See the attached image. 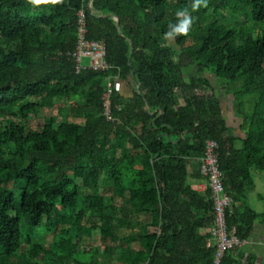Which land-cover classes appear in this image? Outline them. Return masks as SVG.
I'll list each match as a JSON object with an SVG mask.
<instances>
[{"label":"trees","instance_id":"1","mask_svg":"<svg viewBox=\"0 0 264 264\" xmlns=\"http://www.w3.org/2000/svg\"><path fill=\"white\" fill-rule=\"evenodd\" d=\"M193 3L0 0V264H214L212 189L194 186L209 140L228 228L248 242L264 224L248 205L264 173V0ZM184 9L189 34L165 39ZM82 18L106 70L73 57ZM244 247L221 264H255Z\"/></svg>","mask_w":264,"mask_h":264},{"label":"built area","instance_id":"2","mask_svg":"<svg viewBox=\"0 0 264 264\" xmlns=\"http://www.w3.org/2000/svg\"><path fill=\"white\" fill-rule=\"evenodd\" d=\"M83 18L81 20L82 27L79 29V43L73 57L83 66V59L89 60V68L95 71H102L109 68L106 62V48L103 44L87 41L85 38V29L83 27ZM109 95L105 96L107 100L106 107L109 109ZM109 113V112H108ZM219 144L214 140L206 143L205 156L202 160V174L208 177L209 186L212 189V199L214 201L215 223L212 228V234L217 242V252L214 264H221L225 252L235 248L243 247L246 242L239 239L235 235V229L232 231L228 228L226 222V211L232 205L231 197L226 193L222 181V172L218 160Z\"/></svg>","mask_w":264,"mask_h":264},{"label":"rangeland","instance_id":"3","mask_svg":"<svg viewBox=\"0 0 264 264\" xmlns=\"http://www.w3.org/2000/svg\"><path fill=\"white\" fill-rule=\"evenodd\" d=\"M229 18H231V17H229ZM231 22H232V20H229V23H231ZM233 23H234V20H233ZM245 27L246 28L247 27L249 28V27H251V24L248 23V24H246ZM260 31H261V27H260ZM89 63L90 62H89L88 59H83V64L84 65H89ZM195 72H197V71L194 68H191L188 71H186V75H187L186 79L188 80V78H190L191 76L194 77V76L198 75V73H195ZM210 75H212V74H210ZM213 76L210 77L211 80H213L212 79ZM216 81L218 82V80H216ZM220 98H221V100L223 102L226 116L230 120V123L234 126L235 124L232 121V118H234L233 110H232V108H231V106H230V104L228 102V98H227L226 93H221V91H220ZM250 98L251 97H245L244 98V102H246V101L248 102ZM245 112L246 113L247 112H249V113L251 112V109L249 107V104H246V110H245ZM52 113H53L52 110H47L45 112V115H49L50 116ZM43 123H44L43 118L40 119V120H32V121H30V127H37V126L43 125ZM255 182H256V190L249 194L248 204L255 211H257L259 213H263L264 212V173L263 174H260V175L255 174ZM101 193L102 194L104 193L103 189L101 190ZM134 220L137 221L138 223H143L146 220V217L143 216V215H139V216L136 215L134 217ZM139 230H140V227L138 226V227H136V228H134L132 230L131 229H125L124 230V233L125 234H132V233L133 234H136V233H139ZM50 239L51 238H49L48 240H50ZM89 244L91 246H93V247L98 246L99 245V238L98 237H95L93 240H91L89 242ZM101 261H102L103 264H110L109 258H105V259L101 258Z\"/></svg>","mask_w":264,"mask_h":264},{"label":"crops","instance_id":"4","mask_svg":"<svg viewBox=\"0 0 264 264\" xmlns=\"http://www.w3.org/2000/svg\"><path fill=\"white\" fill-rule=\"evenodd\" d=\"M228 121L230 122L229 119ZM232 121L236 123V117L232 118ZM234 130L236 133H240V130L237 127L234 128ZM199 169L200 163L196 161L192 162L189 166L191 177L194 178L199 173ZM194 186L199 192L203 193L209 187L208 180L203 179L200 181H194ZM244 251L247 255H251L255 258V264H264V224L259 222L255 225L251 238L245 244Z\"/></svg>","mask_w":264,"mask_h":264},{"label":"clouds","instance_id":"5","mask_svg":"<svg viewBox=\"0 0 264 264\" xmlns=\"http://www.w3.org/2000/svg\"><path fill=\"white\" fill-rule=\"evenodd\" d=\"M33 4L47 3L49 0H30ZM53 3H58L60 0H51ZM200 7L207 8L208 0H194L192 10L197 11ZM178 23L170 24L169 31L165 33V39L175 38L176 36H187L192 29L195 18L192 17L187 9L178 10L176 13Z\"/></svg>","mask_w":264,"mask_h":264},{"label":"water","instance_id":"6","mask_svg":"<svg viewBox=\"0 0 264 264\" xmlns=\"http://www.w3.org/2000/svg\"><path fill=\"white\" fill-rule=\"evenodd\" d=\"M116 20H117V23H118V28H119V30H120V28H121V26H120V21H119L118 18H116Z\"/></svg>","mask_w":264,"mask_h":264}]
</instances>
